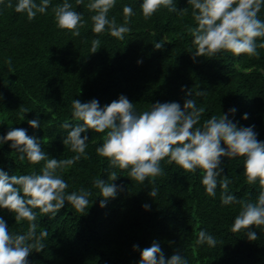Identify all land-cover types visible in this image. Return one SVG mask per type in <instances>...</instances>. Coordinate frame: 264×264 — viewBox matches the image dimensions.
I'll list each match as a JSON object with an SVG mask.
<instances>
[{
  "label": "trees",
  "instance_id": "16d2710c",
  "mask_svg": "<svg viewBox=\"0 0 264 264\" xmlns=\"http://www.w3.org/2000/svg\"><path fill=\"white\" fill-rule=\"evenodd\" d=\"M63 2L50 0L47 12L38 13L32 21L25 13L15 12L16 0H11L12 8L7 7L9 0L0 2V136L23 128L40 142L49 158H71L76 154L63 144L67 130L61 125L77 123L71 115L72 101L95 99L104 107L123 95L137 112L157 102H176L183 109L184 102L194 98L197 107L205 109L201 123L211 115L226 114L238 128L253 127L257 140L264 142V49H258L259 58L222 51L212 58L193 59L192 38L184 31L186 25L195 26L187 0H175L177 9L187 8V13L162 8L148 20L139 6L142 0H116L110 19L115 16L123 24L124 5L135 13L128 25L131 32L123 40L107 32H92L94 13L86 7L89 0L79 6L68 0L87 21L81 35L73 37L54 23L52 8ZM258 15L264 20V6ZM93 39L101 44L91 54ZM162 40V49H155L154 43ZM9 57L14 71L5 64ZM196 91L205 95L197 97ZM20 106L29 112L22 113ZM33 119L40 127L29 126ZM84 135L89 138L88 158L57 174L68 183L69 193L81 188L92 192L88 208L80 213L66 203L54 218L34 209L37 234L46 229L48 238L42 241L41 252L27 257L29 264H140V252L154 242L166 260L180 255L188 264H264V226L232 232L239 205H222L219 187L215 197L208 196L199 169L189 173L165 160L161 162L164 175L155 177V184L149 182L152 178L140 183L131 180L127 170L109 167L107 158L96 154L103 133L89 129ZM10 145V141L0 144V169L9 176L41 172L43 161L35 165L21 161ZM221 167V175L231 181L228 192L255 202L259 187L246 182L243 158L221 157ZM112 171L118 178L108 181ZM99 178L117 187L115 198H108L104 207H100L104 198L93 185ZM152 187L158 189L156 197L149 195ZM0 217L12 233L28 227L27 221L17 224L6 209H0ZM201 229L217 239L214 248L195 245ZM247 231H255L258 239L250 241ZM134 245L138 246L135 250Z\"/></svg>",
  "mask_w": 264,
  "mask_h": 264
},
{
  "label": "clouds",
  "instance_id": "9594fccd",
  "mask_svg": "<svg viewBox=\"0 0 264 264\" xmlns=\"http://www.w3.org/2000/svg\"><path fill=\"white\" fill-rule=\"evenodd\" d=\"M2 2V0H0ZM77 6L84 0H75ZM191 6V15L195 26L186 25L184 31L192 38L194 48L193 59L196 57L212 58L217 54L229 52L234 56L247 54L259 58L258 49H264V20L259 13L264 0H187ZM50 0H16V13H25L32 21L37 14H45ZM116 5V0H89L86 7L91 15V30L94 34L107 32L110 36L123 40L125 34L131 32L128 26L131 17L135 15L130 5L123 6V24H118L116 17L109 18V12ZM140 9L145 20L150 19L160 9L170 13H187L188 9L178 10L175 0H142ZM7 7L12 8L11 0ZM54 23L60 30L70 31L73 37L81 35L87 21L81 13L73 10V5L64 0L52 8ZM260 41L257 43V41ZM165 41L155 42L154 48L162 49ZM170 43V42H169ZM101 41H91V54L100 48ZM5 64L11 68V58ZM192 91L188 92L192 96ZM205 95L196 91L195 96ZM72 119L77 123L65 122L61 127L67 130L63 144L69 146L75 153L71 158H49L42 151L40 142L27 134L23 128H12L6 135L0 136V144L11 142L10 147L19 153L18 159L31 164L44 162L40 173L9 176L0 169V209H6L20 224L27 221L26 231L12 233L2 217H0V264H29L27 257L33 251L41 252L45 248L42 242L48 238V231L41 230L37 234V213L51 214L54 218L70 204L77 212L83 213L90 203L92 192L81 188L79 192H68V183L57 174V170H65L73 166L82 157L87 159L86 148L88 136L82 133L89 129L95 133H103L102 144L96 147V154L107 158L109 167L127 170L131 180L155 184V177L163 176L161 162L171 165L175 163L182 170L202 173L201 184L206 194L216 196V189H221L220 202L222 205H239L238 214L231 226L232 232L247 230L253 226H264V142L257 140L253 127L238 128L228 119L226 114L219 117L211 115L201 123L205 112L203 107H197L196 100L188 99L183 109L179 103H155L149 110L137 112L134 104L121 95L117 100L101 107L95 99L81 103L72 101ZM22 113L29 110L20 106ZM231 109L230 112H234ZM247 119V114L244 115ZM79 122H82L79 123ZM32 128L40 127L36 119L29 120ZM94 142V141H93ZM224 145L223 147L221 145ZM221 157L228 159L243 158V175L249 185H258L259 194L255 202L239 199L228 192L231 183L227 175H221ZM117 173L108 174V181H115ZM99 178L93 185L100 190L104 199L100 207L105 206L108 198H115L117 187ZM158 189L151 188L149 195L156 197ZM145 209L149 206L143 205ZM195 245L215 247L217 239L206 229L196 234ZM250 241L258 239L255 231H247ZM134 250L138 246H133ZM140 264H188L180 255L165 259L157 243L144 248L140 252Z\"/></svg>",
  "mask_w": 264,
  "mask_h": 264
}]
</instances>
